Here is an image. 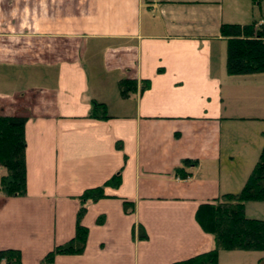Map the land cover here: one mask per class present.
<instances>
[{
	"label": "crops",
	"instance_id": "obj_1",
	"mask_svg": "<svg viewBox=\"0 0 264 264\" xmlns=\"http://www.w3.org/2000/svg\"><path fill=\"white\" fill-rule=\"evenodd\" d=\"M263 15L253 0H0V114L27 117V192L0 190V250L21 264H171L214 248L197 208L239 192L264 146V72H227L220 27ZM123 78L136 90L122 94ZM94 100L109 116L90 115ZM186 158L197 162L181 178ZM99 185L83 251L45 260ZM263 209L249 201L246 214ZM261 258L220 250L219 264Z\"/></svg>",
	"mask_w": 264,
	"mask_h": 264
},
{
	"label": "trees",
	"instance_id": "obj_2",
	"mask_svg": "<svg viewBox=\"0 0 264 264\" xmlns=\"http://www.w3.org/2000/svg\"><path fill=\"white\" fill-rule=\"evenodd\" d=\"M262 6L264 0H253ZM220 34L227 40V72L229 74H249L264 72V19L248 23L224 22ZM148 86L145 80L142 88ZM136 80L123 78L120 91L127 95L136 90ZM92 117L109 116L107 106L102 101L94 100L90 111ZM27 117L17 114H0V190L6 195H24L27 192L26 175V137ZM195 159L186 158L175 167V173L181 178L189 172L186 166L196 163ZM5 168V169H4ZM119 171L104 185L118 186L121 182ZM104 185L86 189L81 195V207L78 211L75 235L67 242L57 245L45 257L51 260L57 253L82 252L88 238L89 228L81 222L87 209L88 201H96L106 196ZM264 201V146L247 181L239 192L224 193L211 200L201 202L196 211V218L202 228L211 233L216 246L171 264H219L220 250H263L264 218L246 214L249 201ZM126 211H132L133 205L126 202ZM138 235L147 236L142 227ZM21 264L17 249L0 250V264ZM264 262L261 258L260 263Z\"/></svg>",
	"mask_w": 264,
	"mask_h": 264
},
{
	"label": "rangeland",
	"instance_id": "obj_3",
	"mask_svg": "<svg viewBox=\"0 0 264 264\" xmlns=\"http://www.w3.org/2000/svg\"><path fill=\"white\" fill-rule=\"evenodd\" d=\"M261 7H263V11H264V2H263V4H262V6ZM29 14H31L30 12H29ZM264 16V15H263ZM3 168V167H2ZM5 169V168H4ZM0 171H1V169H0ZM3 172V171H2ZM1 173V172H0ZM264 210V209H263Z\"/></svg>",
	"mask_w": 264,
	"mask_h": 264
}]
</instances>
